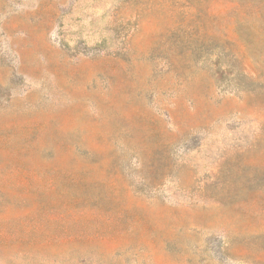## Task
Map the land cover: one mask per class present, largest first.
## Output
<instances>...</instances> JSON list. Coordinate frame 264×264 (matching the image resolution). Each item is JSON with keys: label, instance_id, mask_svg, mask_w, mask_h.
Returning <instances> with one entry per match:
<instances>
[{"label": "rangeland", "instance_id": "obj_1", "mask_svg": "<svg viewBox=\"0 0 264 264\" xmlns=\"http://www.w3.org/2000/svg\"><path fill=\"white\" fill-rule=\"evenodd\" d=\"M0 264H264V0H0Z\"/></svg>", "mask_w": 264, "mask_h": 264}]
</instances>
